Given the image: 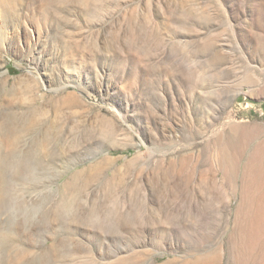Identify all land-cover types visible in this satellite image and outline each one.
I'll list each match as a JSON object with an SVG mask.
<instances>
[{
    "label": "rangeland",
    "instance_id": "rangeland-1",
    "mask_svg": "<svg viewBox=\"0 0 264 264\" xmlns=\"http://www.w3.org/2000/svg\"><path fill=\"white\" fill-rule=\"evenodd\" d=\"M0 124V264H264V0H0Z\"/></svg>",
    "mask_w": 264,
    "mask_h": 264
},
{
    "label": "bare ground",
    "instance_id": "bare-ground-1",
    "mask_svg": "<svg viewBox=\"0 0 264 264\" xmlns=\"http://www.w3.org/2000/svg\"><path fill=\"white\" fill-rule=\"evenodd\" d=\"M14 1V0H13ZM13 20V18H12ZM252 73V72H251ZM253 74V73H252ZM28 113V111H27ZM14 116V114H13ZM28 116V115H27ZM5 118V117H4ZM12 122V121H11ZM10 122V123H11ZM20 122V121H18ZM12 124V123H11ZM18 124V123H17ZM20 124V123H19ZM18 124V125H19ZM33 124V123H32ZM17 125V126H18ZM21 125V124H20ZM9 126H12V125H9ZM14 126V125H13ZM33 126V125H32ZM30 127V126H29ZM1 128H3L4 130L1 132L2 135L5 137L4 139H9V140H18L19 139V132H20V128H13V127H3L1 124H0V130ZM33 128V127H31ZM32 130V129H31ZM22 133V132H21ZM47 133V132H46ZM58 135V134H57ZM1 136V135H0ZM43 136V135H42ZM25 137V136H24ZM46 137V135H45ZM44 138V137H43ZM21 139V138H20ZM19 139V140H20ZM52 139V138H51ZM238 140V139H237ZM1 141V140H0ZM3 141V140H2ZM26 141V140H25ZM51 141V140H50ZM9 142V141H7ZM25 143V142H24ZM36 143V142H35ZM41 143V142H40ZM39 143V144H40ZM2 145V144H1ZM23 145V144H22ZM37 146V145H36ZM35 146V147H36ZM15 147V146H14ZM17 147V146H16ZM22 150V149H20ZM41 153L37 152V149L34 148V142H32L31 146H29L28 148H26L24 150L23 153H19V154H5L4 156L0 155V194H4L6 193L9 189H10V186L9 184L7 183L6 180L9 179V176H11L12 178V175L10 174V170H12L15 174V176H18L19 172H20V169H18V171L15 169V166L17 163H19L23 158L28 160V162L30 164H32V166H34L35 168H41L43 165H44V160L42 158V156L40 155ZM32 167V168H34ZM14 186V185H13ZM14 188V187H13ZM16 191V190H15ZM72 196V195H71ZM6 198V197H5ZM69 201V200H68ZM64 203V202H63ZM67 203V202H66ZM65 204V203H64ZM64 206V205H63ZM10 208V207H9ZM63 208V207H62ZM8 210V209H7ZM29 214V212L27 213ZM23 215V214H22ZM13 216V215H12ZM30 216V214H29ZM27 217L23 216L21 217L18 221H17V227H19L21 224L24 223V220L26 219ZM52 219V218H51ZM14 219H11V217L8 218V220L2 222L3 225L6 224V228L9 226L10 227V224L12 223ZM3 221V220H2ZM0 223V225L2 224ZM14 223V222H13ZM20 229V228H19ZM77 232V231H76ZM16 232H14L13 234H15ZM17 235H18V232L16 234V236H11V239H17ZM23 236V235H22ZM20 237L21 239L19 240H22L23 237ZM23 241V240H22ZM9 242V241H8ZM28 264V263H27Z\"/></svg>",
    "mask_w": 264,
    "mask_h": 264
}]
</instances>
